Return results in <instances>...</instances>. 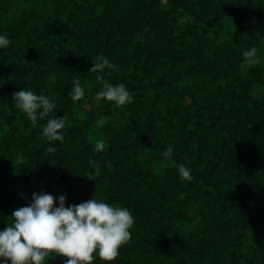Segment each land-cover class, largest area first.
<instances>
[{"label":"trees","instance_id":"obj_1","mask_svg":"<svg viewBox=\"0 0 264 264\" xmlns=\"http://www.w3.org/2000/svg\"><path fill=\"white\" fill-rule=\"evenodd\" d=\"M0 34V229L33 193L94 197L134 217L110 264H264V0H0ZM98 55L131 103L97 101ZM23 88L56 103L37 127L13 104ZM64 115L63 141L42 138Z\"/></svg>","mask_w":264,"mask_h":264},{"label":"clouds","instance_id":"obj_2","mask_svg":"<svg viewBox=\"0 0 264 264\" xmlns=\"http://www.w3.org/2000/svg\"><path fill=\"white\" fill-rule=\"evenodd\" d=\"M10 43L6 35L0 34V49L8 48ZM257 51L256 47L243 51L244 63H261ZM92 64L89 72L97 73V81L103 83V89L97 93V101L104 99L115 107H122L133 101V93L126 85L109 84L99 75L106 69L118 70L117 65L103 55H98L92 60ZM68 96L74 102L85 96L79 77L73 80ZM12 101L33 127H37L38 121L44 120L56 109L51 96L36 94L26 88L14 93ZM65 119V115L62 118L55 116L47 119L41 129L42 138L50 142H62L64 135L61 130L65 128ZM103 123V120L98 121L99 126ZM104 147L105 144L98 140L94 150L100 152ZM46 151L54 153L56 149L50 145ZM173 152L174 149L168 147L160 155L164 159H170ZM176 169L182 181L192 179L191 169L186 164H177ZM66 200L63 193L58 197L46 192L33 193L30 203L15 209L10 216L11 223L0 229V264H44L46 257L52 253L56 257H67L63 264H93L95 253L108 264L114 261L121 246L131 237L134 217L130 210L94 197L67 206Z\"/></svg>","mask_w":264,"mask_h":264}]
</instances>
